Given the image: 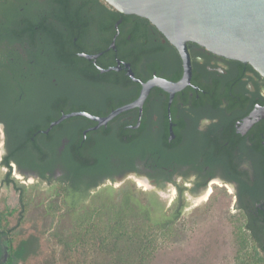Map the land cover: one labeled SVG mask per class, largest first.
Instances as JSON below:
<instances>
[{"label": "flooded vegetation", "instance_id": "obj_1", "mask_svg": "<svg viewBox=\"0 0 264 264\" xmlns=\"http://www.w3.org/2000/svg\"><path fill=\"white\" fill-rule=\"evenodd\" d=\"M62 1L0 0V27L4 11L23 20L14 44L0 39L1 164L11 148L43 151L51 163L67 146L87 153L116 140L118 173L91 195L107 182L173 188L171 219L188 195L210 191L208 201L220 187L247 226L264 229V77L188 43L191 77L174 90L186 74L183 58L148 20L104 0ZM151 81L142 107L133 106ZM73 114L87 116L65 118ZM11 167L40 181L14 160Z\"/></svg>", "mask_w": 264, "mask_h": 264}, {"label": "trees", "instance_id": "obj_2", "mask_svg": "<svg viewBox=\"0 0 264 264\" xmlns=\"http://www.w3.org/2000/svg\"><path fill=\"white\" fill-rule=\"evenodd\" d=\"M57 1L64 5L62 0ZM13 6L16 8V3ZM3 15L8 21L0 27V39H7L12 45L20 38L17 32L23 20L12 11H4ZM5 93L2 91L1 96ZM1 101L4 100L0 98ZM25 135L30 137L31 132ZM116 147V140L91 149L89 153H74L73 147L67 146L51 163L41 161L44 160L43 151L10 149L2 165L8 169L7 181L22 193V206L19 211L0 210V264H159L163 250L177 236L174 223L181 213H175L171 219L163 215L154 218L153 210L159 203L141 204L129 189L118 192L117 199L112 193L108 196L98 193V201H93L90 209L82 213L78 209L80 202L97 190L106 178L113 180L118 173L111 161L116 157ZM53 152L56 154L57 150L50 154ZM13 160L20 169L35 172L41 182L58 185L59 194L65 198L64 205L76 216L68 234L60 231L58 225L54 227V222L50 223L49 230L43 228L42 220L21 229L27 207L26 187L19 186L11 177ZM57 166L61 170L59 177H55ZM106 190L103 193L112 192L111 188ZM58 209V204L48 207L45 218ZM234 221L236 225L231 232L233 264H264L263 227L247 226L244 210Z\"/></svg>", "mask_w": 264, "mask_h": 264}, {"label": "rangeland", "instance_id": "obj_3", "mask_svg": "<svg viewBox=\"0 0 264 264\" xmlns=\"http://www.w3.org/2000/svg\"><path fill=\"white\" fill-rule=\"evenodd\" d=\"M4 138L0 129V210L12 211L20 210L21 195L13 184H10L6 177L8 169L1 164L4 155ZM17 181L19 186L26 187L24 201L26 209L23 216V226L21 229L30 228L35 222L42 220L43 228L49 230L50 223L54 222V227L63 233L68 234L74 226V211H69L64 205L65 198L59 194L57 184L41 182L33 176H23L17 171H12L11 176ZM111 188L112 192H99L98 195L108 196L112 193L114 199L118 197V191L127 188L134 192V195L141 204L150 201H157V209L153 210V217H169L176 205V194L173 188L170 191L161 192L146 184L139 185L138 181H127L126 183H105L100 191H107ZM158 191V192H156ZM93 193L82 200L79 208L82 212L90 209V204L98 199ZM232 195L225 188H214V194L210 200L203 197L187 196L182 213L174 223V230L177 234L166 246L160 255L159 264H233L234 249L232 242V230L236 225L234 221L239 214L234 202L231 201ZM96 202V201H95ZM58 204L60 209L52 212L45 218L48 207ZM56 216V217H55ZM61 216V219L59 218ZM45 226V227H44ZM173 240H176L173 242Z\"/></svg>", "mask_w": 264, "mask_h": 264}, {"label": "water", "instance_id": "obj_4", "mask_svg": "<svg viewBox=\"0 0 264 264\" xmlns=\"http://www.w3.org/2000/svg\"><path fill=\"white\" fill-rule=\"evenodd\" d=\"M104 1L123 14L148 20L179 51L186 74L181 82L172 85L174 90L184 88L191 77L188 43L197 44L216 55L249 64L264 77V0ZM154 83L151 81L143 84L141 97L133 106L142 107ZM73 116L87 115L73 114L65 118ZM115 116L113 114L100 120V123L106 125Z\"/></svg>", "mask_w": 264, "mask_h": 264}, {"label": "bare ground", "instance_id": "obj_5", "mask_svg": "<svg viewBox=\"0 0 264 264\" xmlns=\"http://www.w3.org/2000/svg\"><path fill=\"white\" fill-rule=\"evenodd\" d=\"M139 185H143V183L139 182ZM209 194H210V191H209V193H208V194H206V195H205V197H204V199H205V200H207V198H208Z\"/></svg>", "mask_w": 264, "mask_h": 264}]
</instances>
